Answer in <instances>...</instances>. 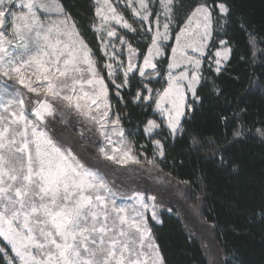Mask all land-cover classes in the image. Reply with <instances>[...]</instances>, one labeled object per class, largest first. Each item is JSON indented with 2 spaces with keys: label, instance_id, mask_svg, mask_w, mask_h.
<instances>
[{
  "label": "snow or ice",
  "instance_id": "obj_1",
  "mask_svg": "<svg viewBox=\"0 0 264 264\" xmlns=\"http://www.w3.org/2000/svg\"><path fill=\"white\" fill-rule=\"evenodd\" d=\"M128 3L132 6L133 0ZM177 7L175 0H156L155 4L138 0L133 7L141 21H150L148 31L152 32L147 53L141 54L143 64L137 66L133 58L138 50L118 36L112 25L133 32L136 29L112 0H96L94 16L99 23L91 26L107 38L101 39L105 55L116 58L115 51L107 52L114 37L128 48L127 67L123 82L116 85L118 89L128 84L133 71L141 77L149 69L159 75L156 58L166 55L164 42L173 38L171 26ZM20 8L22 11L15 10L16 0H0V238L14 255L9 256L6 247L0 251L9 256L8 264H166L145 217L150 206L155 208L156 197L148 198L150 205L143 193L136 192L132 199L138 208L117 204L108 174L87 166L71 147L62 146L46 130L47 118L57 115V102L98 127L105 142L99 152L106 160L117 165L139 163L123 143L119 115L109 119L108 88L97 70L93 50L59 0H27ZM214 12L227 22L230 7L226 0L211 4L203 0L192 8L174 36L172 60L167 66L168 86L155 96L152 89L143 86L147 95L137 91L134 97V101L155 104L166 116L173 137L183 132V85L186 83L196 97L201 79L197 73L202 61L189 55V49L203 55L212 37ZM44 13H55L59 19L45 23L41 19ZM219 43L224 50L215 53L217 73L222 71V60L226 62L231 53L227 41ZM182 65L193 67L191 75L187 68L173 75ZM106 67L112 75L113 65ZM26 94L35 96L28 106ZM26 110L34 113L35 119H29ZM59 111L64 114L63 108ZM144 131L151 136L162 129L155 120H148ZM113 136L121 139L114 140ZM153 143L163 157L165 145L161 140ZM152 216L156 218L155 211Z\"/></svg>",
  "mask_w": 264,
  "mask_h": 264
},
{
  "label": "trees",
  "instance_id": "obj_2",
  "mask_svg": "<svg viewBox=\"0 0 264 264\" xmlns=\"http://www.w3.org/2000/svg\"><path fill=\"white\" fill-rule=\"evenodd\" d=\"M59 2L93 50L108 85L113 115H119L137 149L153 159V169L164 183L186 192L192 203L202 199V216L213 226L225 264H264V0H226L230 7L227 22L213 13L209 53L225 40L231 48L230 58L220 73L205 61L196 97L190 99L182 121L183 132L174 137L154 103L134 101L147 81L135 73L125 87L118 89L110 79L100 34L91 26L98 23L95 0ZM199 2L203 0H175L178 7L171 26L173 38L165 48L166 55L157 62L161 74L153 81L155 92L165 84L175 33ZM214 2L225 0H208ZM124 16L136 31L128 30L123 35L139 50L142 60L151 33L131 10H124ZM116 82L121 84L123 75H117ZM152 119L161 122L162 131L148 136L144 125ZM157 138L165 145L161 159L155 155L153 141ZM161 216V223L150 220V225L166 264H209L201 241L188 230L177 211L165 210ZM4 247L11 256L10 248ZM9 256L0 251V264H8Z\"/></svg>",
  "mask_w": 264,
  "mask_h": 264
},
{
  "label": "rangeland",
  "instance_id": "obj_3",
  "mask_svg": "<svg viewBox=\"0 0 264 264\" xmlns=\"http://www.w3.org/2000/svg\"><path fill=\"white\" fill-rule=\"evenodd\" d=\"M21 2L26 3L27 0H16L15 10L22 11V9L20 8ZM49 2H51V0H49ZM95 3H96V0H95ZM112 3L116 6L117 11L124 16V10L126 9L131 10V12L133 13L132 9L133 7L136 6V4L138 3V0H133L132 6H129L128 0H112ZM134 16L141 21L140 17H137L135 14ZM41 19L45 23H50L51 21H56L57 19H59V17L55 13H44L41 16ZM161 20L163 22V17H161ZM142 23L148 29L150 21H142ZM112 26L116 28L118 36H122L124 37L125 40H127L123 34L129 29L124 28L122 25L113 24ZM154 27L155 26L153 25V29ZM150 33L152 35V32ZM212 36H213V25H212ZM100 37L101 39H107L106 37H102L101 34H100ZM211 40H212V37L207 41V45L204 48V53L202 56L199 53H194L191 49H189V55H194L196 58H199L202 61L199 71L197 73L201 77V79H202V70L204 68L205 61H207V63L212 65L213 68H216L215 53L217 51L223 52L224 50V46L220 44V46L215 51L209 53ZM169 41L170 39L164 42V49L167 48L166 46L169 44ZM112 45H115V47L113 48ZM174 46H175V40H174L172 47ZM134 48L137 49L136 47ZM101 50L105 58V67L108 63H111L113 65V74L112 75L108 74L110 79L114 81L116 85H119V83L116 82L117 75L119 74L123 75L124 70L127 67V60H128L127 44H121L119 39H117L116 37L112 38L111 43L109 47L107 48V52L112 53L113 51H115L117 56L116 58H113V59H109L108 56L105 55V50L102 47H101ZM163 57H157L156 62H158ZM229 58H230V55L228 57V60ZM133 59H134V62L137 64V66H142L143 59L142 60L140 59L139 50L137 51V55ZM171 60L172 58L170 56L169 63H171ZM227 61L225 62L222 60V68L225 66ZM96 67L100 75L103 77V74L101 73L98 67V63H96ZM185 68H187L189 75H191L193 71V67L191 65H182L181 68L175 69L173 71V75H177L180 71H184ZM106 69L109 73V69L107 67ZM167 71H168V68H167ZM135 73L139 74L138 71H133L132 73H129L128 79L130 78V76H132ZM160 74H161L160 71H159V75H157L155 72L149 69V70H146L145 76L142 77L145 81L148 82L147 88H150L153 90V93H152L153 96H155L157 93L155 92V89H154L155 85L153 84V81L158 80L160 78ZM103 79H104L105 84L107 85L104 77ZM201 79H200V82H201ZM163 82L165 84H163V88L159 90L160 92H162L163 89L168 86L167 73L163 79ZM200 82L196 85V90ZM183 86L185 88L184 111L186 115V111L189 107V101L190 99L194 97L191 91L188 89L187 84L185 83ZM20 87L21 86L17 85V88H20ZM107 88H108V85H107ZM21 90L26 92V90H23V89ZM108 99L110 101V106H111L109 119H115L116 115H113L109 89H108ZM29 100H31L34 103L35 101L34 94H26V101H25L26 106H28ZM54 105L57 107V110H58L57 115L55 119L47 118L48 128L46 130H48L49 134L52 135L53 139L57 140L58 143H61L62 146L71 147L72 151L87 166L94 167L95 169H98L101 173L108 174L106 178L110 181V186L112 188V194H113V197L116 199L117 204L124 203V204L129 205L130 208L131 207L138 208L139 205L135 204L134 199H132L136 192L143 193L145 196L146 202L149 203L150 205L152 202L148 198L155 196L156 197L155 202H154L155 208H152L150 206L145 211V217L147 219V223L150 228H151L150 220L156 223L162 222V216H161L162 211L166 210V211L171 212L173 210H176L178 215H180L182 219L184 220L185 225L188 228V230L201 241L202 246L205 250L206 256L208 258L209 264H225L224 253H223L220 243L215 237L213 226L210 223L206 222L202 216L201 207H200L201 201H202L201 198L199 199L198 202L192 203L188 199L189 197L186 194V192L176 188V186L173 188L172 186H170V184L164 183L162 181V178L159 176L160 173L158 171H154L153 169V167L155 166L154 162L152 161L153 159L146 157L148 154L146 151L137 149L136 144L133 142L132 138L127 134V131L125 130L123 126H122L124 128V137L122 138L123 143L127 147L131 148L132 154L137 157V159L139 160V163H129L127 165H117L113 161L106 160L104 156L99 152L100 147H103L105 142H104L103 136L100 135L98 127L92 124L91 122H89L88 120H86L84 117L77 115L75 112H69L68 109L64 108L63 105L57 102H54ZM62 108L64 112L63 115L59 111ZM155 111L159 113V115L163 119L162 122L168 129L166 122H165L166 116L161 115V113L156 108H155ZM25 114L28 116L29 119H35L34 113H30L26 110ZM184 116L181 118V126H182V121H183ZM152 120H155V119H152ZM155 121L161 125V122L157 120ZM80 132H83L84 134L80 135L79 134ZM108 132L111 134L112 132L111 126H109L108 128ZM179 133L180 132H178L176 135H178ZM87 137L91 138V140L86 141ZM112 138L114 140L121 139L117 136H113ZM155 140H161V139L157 138ZM155 155L159 159L162 158L158 154L156 146H155ZM142 172H146V174ZM153 211H155L156 213L155 219H153V216H152ZM152 236H153L155 243L157 244L156 237L153 231H152ZM4 246H7L10 248V246L7 245V242L3 241V239L0 238V247H4ZM12 255L14 254L12 253Z\"/></svg>",
  "mask_w": 264,
  "mask_h": 264
}]
</instances>
